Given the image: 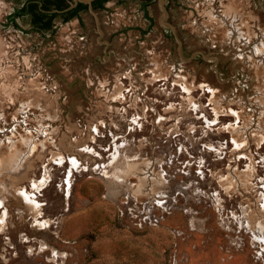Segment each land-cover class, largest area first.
I'll list each match as a JSON object with an SVG mask.
<instances>
[{
    "label": "rangeland",
    "instance_id": "1",
    "mask_svg": "<svg viewBox=\"0 0 264 264\" xmlns=\"http://www.w3.org/2000/svg\"><path fill=\"white\" fill-rule=\"evenodd\" d=\"M23 2L0 0V264H264V0L47 31L7 23Z\"/></svg>",
    "mask_w": 264,
    "mask_h": 264
},
{
    "label": "trees",
    "instance_id": "2",
    "mask_svg": "<svg viewBox=\"0 0 264 264\" xmlns=\"http://www.w3.org/2000/svg\"><path fill=\"white\" fill-rule=\"evenodd\" d=\"M106 1L108 0H93L91 3L92 8L103 9ZM67 6V0H24L19 8L7 15L6 19L7 23L12 22L15 27H18L17 18L31 15L32 29L47 31L52 28L54 17L60 15L64 21H67L77 17L80 12L88 10L87 4L79 2L73 8L60 12Z\"/></svg>",
    "mask_w": 264,
    "mask_h": 264
},
{
    "label": "bare ground",
    "instance_id": "3",
    "mask_svg": "<svg viewBox=\"0 0 264 264\" xmlns=\"http://www.w3.org/2000/svg\"><path fill=\"white\" fill-rule=\"evenodd\" d=\"M60 161H62V158L60 159ZM70 164H71V170L70 171H68V173H67V175H66V178H65V182L69 185L70 184V178H69V176H70V173H71V171H72V169H73V167H76L77 166V161H76V159L75 158H73V157H71L70 158ZM45 183H46V180L45 179H41V180H38V182H36V183H33L34 184V189H40L43 185H45ZM25 192V191H24ZM25 194H26V192H25ZM24 194V195H25ZM33 194L31 193V196H32ZM25 197H26V195H25ZM27 199V202L30 204V205H34V204H37L36 202V200L34 201L33 200V198L31 199V197H29V198H26ZM0 205H1V201H0ZM3 214H5L6 215V212H4ZM3 218V217H2ZM1 218V219H2ZM0 222H1V220H0ZM3 223V222H2ZM44 223V222H43ZM1 225V224H0ZM263 242H264V240H263Z\"/></svg>",
    "mask_w": 264,
    "mask_h": 264
},
{
    "label": "water",
    "instance_id": "4",
    "mask_svg": "<svg viewBox=\"0 0 264 264\" xmlns=\"http://www.w3.org/2000/svg\"><path fill=\"white\" fill-rule=\"evenodd\" d=\"M92 1L93 0H67L68 6L64 8L63 10L71 9L74 6H76V4L79 2L87 4L88 10H93L92 5H91Z\"/></svg>",
    "mask_w": 264,
    "mask_h": 264
},
{
    "label": "built area",
    "instance_id": "5",
    "mask_svg": "<svg viewBox=\"0 0 264 264\" xmlns=\"http://www.w3.org/2000/svg\"><path fill=\"white\" fill-rule=\"evenodd\" d=\"M119 88H120V85H119ZM118 93L120 94V90L116 94H118ZM112 95L113 96H109V97L112 98V99H114L115 98V95L114 94H112ZM29 130H30V128H29ZM92 132L93 133H96V128L94 129V127H92ZM142 217H144L143 219L147 218L146 214L143 215ZM149 219H150L151 223L154 224V222H153L154 221V216H152V218L149 217ZM262 248L263 247H260L261 250L257 251V253H259L260 255L262 254V251H264V250H262Z\"/></svg>",
    "mask_w": 264,
    "mask_h": 264
},
{
    "label": "flooded vegetation",
    "instance_id": "6",
    "mask_svg": "<svg viewBox=\"0 0 264 264\" xmlns=\"http://www.w3.org/2000/svg\"><path fill=\"white\" fill-rule=\"evenodd\" d=\"M141 1V5H142V7H144V9H145V13H144V17H147V13H146V10H147V6H148V2L150 1V0H148V1H144V0H140ZM144 4H146L145 6H144ZM79 15H80V13H79ZM78 15V16H79ZM149 17V16H148ZM150 20H151V18H149ZM151 23V22H150Z\"/></svg>",
    "mask_w": 264,
    "mask_h": 264
},
{
    "label": "crops",
    "instance_id": "7",
    "mask_svg": "<svg viewBox=\"0 0 264 264\" xmlns=\"http://www.w3.org/2000/svg\"><path fill=\"white\" fill-rule=\"evenodd\" d=\"M62 11H66V10H61L60 12H62ZM26 16H27V15H26ZM75 18H79V16H77V17H75ZM30 24L32 25L31 21H30Z\"/></svg>",
    "mask_w": 264,
    "mask_h": 264
}]
</instances>
